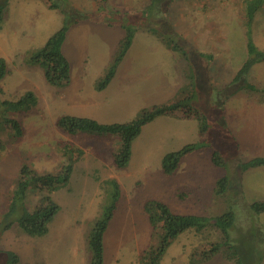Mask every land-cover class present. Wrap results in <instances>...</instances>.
<instances>
[{"label":"rangeland","instance_id":"rangeland-1","mask_svg":"<svg viewBox=\"0 0 264 264\" xmlns=\"http://www.w3.org/2000/svg\"><path fill=\"white\" fill-rule=\"evenodd\" d=\"M5 1L0 9V58L9 72L0 81V98L16 100L30 92L36 103L9 111L8 118L21 123L20 137L9 130L0 132V143L5 146L0 150V264L10 260L5 251L15 253L18 264H90L89 236L110 204V178L119 183L121 197L103 233V264H140L143 256L155 250L158 240L148 212L154 214L156 208H144L150 201L162 202L176 214L207 218L233 210L232 237H237L242 250V260L237 261L238 255H229L227 244L211 250L220 239L217 229L200 234L188 230L168 246L159 264H264V243L255 242L263 256L260 261L253 249L254 234L264 228V210L256 214L246 208L250 203H264V166L250 168L241 176L248 204L238 200L233 190L226 198L213 191L223 175L236 177L238 163L264 158V60L250 66L242 77L253 89L230 93L237 86L234 77L250 58L244 26L246 0ZM94 1L99 8L97 19L113 22V28L103 37L92 24L71 28L77 25L72 24L66 44L71 43L76 57L70 60L69 83H49L40 64H29L30 57L45 46L64 19L78 16L73 12L76 6L84 14L94 12ZM46 3L63 8V14ZM68 5L75 9L68 12ZM121 24L133 31L130 47L111 80L98 89L114 63L113 56L103 58L102 63L103 38L110 46V39L119 35L116 54L126 32ZM251 36L257 50L264 51V2L251 22ZM177 37L188 44H178L180 51L169 60L164 54L165 47L170 49L165 40ZM194 51L211 59L197 57ZM180 90L190 98L191 109L182 108L146 123L132 142L125 168L118 167L114 159L119 136L72 134L57 125L66 116L91 118L101 124L128 123L146 109L177 100ZM195 113L206 117L207 136L200 130L203 119L198 123L183 118ZM194 143L203 146L186 155L173 175H165L163 157ZM214 146L219 147L226 169L213 164ZM24 165L38 174L60 179L67 174L68 178L49 194L47 189L38 191L29 185L19 198L14 186ZM45 195L59 209L44 235L28 236L15 224L4 229L25 209L38 206ZM253 229H257L254 234Z\"/></svg>","mask_w":264,"mask_h":264},{"label":"trees","instance_id":"trees-1","mask_svg":"<svg viewBox=\"0 0 264 264\" xmlns=\"http://www.w3.org/2000/svg\"><path fill=\"white\" fill-rule=\"evenodd\" d=\"M151 2H153V0H151ZM263 2L264 0L245 1L244 26L246 47L250 58L248 61H246L245 65H243V68L234 77V83L237 86L230 92L232 94L238 92L243 88H254L253 85L247 86L244 79L242 80V77L250 68V66L258 61L264 60V51L257 50L251 36V22L253 21L257 9ZM5 6V0L0 2V9H3V7ZM49 7L56 8L63 14V8H60L53 3H49ZM68 7L70 8H68V12L69 10H71V8L75 9L72 6L70 7L69 5ZM98 10L89 14H84L77 9L73 10V12H75V14H77L78 16L74 17L73 20L64 19L60 29L52 34V36L47 40L45 46L40 51H38V53L30 57L29 64H40L44 69L45 77L49 81V83L53 85H65L69 83L70 64L62 52V44L64 42L67 29L72 24H77L82 20L90 19L100 21V19H97ZM1 21L2 15L0 14V23ZM107 24L113 25L114 23L108 22ZM121 27L125 28V26L122 24ZM125 29V35L120 41L119 48L114 56V63L111 67L108 68L106 74L103 76L102 81L97 86L98 89L104 88L106 84L111 80L117 63L130 47L133 37V31H131L127 27ZM165 42L167 46L174 51H180L178 44H188V42L185 41L182 37H177L174 40H165ZM199 55L202 57H206L209 60L211 59L210 55ZM8 72L9 70L5 60L3 58H0V81L8 74ZM1 94L2 90L0 89V95ZM189 99L190 98L188 97V95H186L185 90H180L177 100L168 104L156 105L150 109H146L142 112L139 118H136L128 123L101 124L91 118L66 116L61 118L57 122V125L62 130L72 134L82 131L89 134H96L101 136H119L121 138V143L114 159L118 167L125 168L131 156L132 142L140 134L142 127L157 116L174 113L175 111L182 108L189 107L191 109L190 104L188 103ZM35 103L36 99L30 92H27L24 96L16 100L0 98V132L1 130H9V132L12 131L15 136L20 137L22 134V128L20 125L21 123L17 118H8L9 111L11 109H15L16 111L21 106L26 105L30 108L31 106L35 105ZM192 116L198 121V123H200V121H202L203 119L200 130H202L207 136L208 126L207 124L204 125L206 117L201 113H195ZM223 130L228 132V130L225 128H223ZM202 146L203 145L195 143L187 144L176 151L167 153L163 157L161 162L162 172L167 176L173 175L178 170L182 159L186 155L202 148ZM4 147L5 146L3 145V143H0V150H3ZM218 148V146H214L215 150L212 152V162L215 166L223 167L224 169H226V162L222 159ZM258 166H264V158H255L245 163H238L236 168V177L233 178L226 174L217 179L213 190L214 194L219 197L226 198L228 197L229 191L233 190L237 197H239L237 198L238 200L242 199V202L248 204V202L246 203V200L244 199L242 194L241 176L246 170ZM18 178L19 179L14 186V189L16 188L14 194L18 195L19 198H23L29 189V185L33 184L38 191H44L45 189H47V192L49 194L50 191L56 189V184L58 182L66 181L68 175L66 174L64 177H62V179H60V177L52 174H38L24 165L19 170ZM30 181L31 183H29ZM109 183L112 185L110 204L106 208L104 216L94 223L93 229L89 236L90 250L92 252V259L90 264H103V233L112 218L113 212L116 209L119 198L121 196L120 186L116 179L110 178ZM45 197L46 198H42L41 203L31 211H27L25 209L23 214L17 220L10 221L4 226V229L11 228L15 224L22 233L28 236L33 237L44 235L47 232L48 224L51 222L54 215L59 209L58 205L49 196L45 195ZM151 206L156 208V212L154 214H150L148 212V217L150 223L153 226L154 234L157 236L158 244L151 254H147L146 258H144L143 256L140 259V264H159V261L164 255L168 246L183 232L193 230L195 233L200 234L209 229H217L218 234L216 236H220V239L218 240L219 242L213 243L211 245L212 251L218 250L219 247L223 244H227L229 246L228 249L231 252L229 255L234 258H236V255H238L237 261L242 260L241 245L240 243L236 242L237 237L235 239L232 237L235 231L234 228L236 222V214L233 210L226 211L216 217L207 218L194 214L173 213L167 205L159 201H150L145 204L144 208L146 211H148L149 207ZM246 208L258 214L264 210V203H250L248 204V206H246ZM255 231H257V229H253L252 233H255ZM258 240L261 246L264 243V228L262 227H260L259 232L255 233L253 237V249L255 250V253L258 254V259L260 261L263 256L260 255L258 245L255 243L256 241L258 242ZM4 253L10 259L8 260V263L6 262L7 264L19 263V257L15 253L11 251H5Z\"/></svg>","mask_w":264,"mask_h":264},{"label":"crops","instance_id":"crops-1","mask_svg":"<svg viewBox=\"0 0 264 264\" xmlns=\"http://www.w3.org/2000/svg\"><path fill=\"white\" fill-rule=\"evenodd\" d=\"M97 1H99V0H97ZM97 1H94V3H93V8H92V10H94V12H96V2ZM44 2V1H43ZM46 6H48L49 7V3H46L45 4ZM76 6V5H75ZM75 8H77V9H80L79 7H75ZM83 24H92L94 27H98L99 28V30H96V31H100V32H102L103 33V37L105 36V37H107V35H104V33H106V31H107V29L108 30H110V29H112L113 28V26L112 25H108L107 23H104L103 21H99V20H82V21H80L79 23H77V25H75L74 27L72 26L71 28H75V27H78V26H81V25H83ZM70 28V29H71ZM106 29V30H105ZM69 33V32H68ZM68 33H66V36H65V39H64V42H63V44H62V52H63V54H64V56L66 57V59L68 60V62H69V64L71 65L72 63H71V58L72 57H76L75 55H76V53H73L72 51H71V49H72V45H71V43H69V44H66V42H67V34ZM118 37H119V35L117 36V37H115V39H110V42H111V45L109 46L105 41H104V38H103V42H104V46H105V44H106V52L103 54V53H99V55H101V57H102V59L103 58H105V59H107V60H109L110 59V57H114V54H115V46L117 45L118 46ZM158 49H159V46H158ZM165 55L169 58V60H173V59H175L176 58V51H172V50H170V49H168V48H166L165 47ZM161 53H163V52H161ZM194 53H195V55L197 56V57H202V56H200L199 55V53L198 52H196V51H194ZM198 53V54H197ZM205 55H206V53H205ZM93 59H96V58H93ZM102 63L104 64V59L102 60ZM195 65V64H194ZM71 67V66H70ZM195 68H196V75H198V71H197V66L195 65ZM209 72V71H208ZM176 81H177V79H176ZM176 91H178V89H176ZM178 94V93H177ZM176 94V95H177ZM171 114H173V113H170V114H166V115H171ZM183 118H187L186 120H189V121H192V120H195L194 119V117L192 116V115H188V116H183ZM143 129V128H142ZM142 131V130H141ZM136 139V138H135ZM134 139V140H135ZM119 184V183H118ZM121 197V196H120Z\"/></svg>","mask_w":264,"mask_h":264}]
</instances>
